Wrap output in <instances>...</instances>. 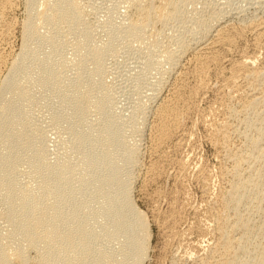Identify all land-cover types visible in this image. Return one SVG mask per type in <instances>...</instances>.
Segmentation results:
<instances>
[{
    "label": "rangeland",
    "instance_id": "374dc122",
    "mask_svg": "<svg viewBox=\"0 0 264 264\" xmlns=\"http://www.w3.org/2000/svg\"><path fill=\"white\" fill-rule=\"evenodd\" d=\"M10 1L12 9L7 18L11 22V29L6 33L7 36H3L6 37L3 45L0 43L5 55V62H0V78L20 51L22 26L27 14V0ZM78 1L76 12L80 26L89 33L90 52L95 53L96 48L102 49L98 68L92 70L94 58L90 55L82 66L74 65L77 41L68 36L57 48L56 62L59 67L55 70L56 87L47 90L34 83L35 79L31 75L23 82L26 95L23 97L25 128L22 136L31 139L35 150L18 141L8 148L7 143L14 141L12 138L0 142V160L3 161L0 171L5 170L3 183L12 184L16 192L29 191L35 194L39 191L42 175L34 171V160L51 167H68L74 196L67 195V184L51 178L49 180L55 194L43 196L41 202L45 205L55 204L66 213L73 211L78 218L86 217L91 228L88 232L90 251L108 256L114 264H119L132 254L131 229H138L137 225H133L134 216L129 211H122L119 222L113 218V212L119 210L122 202L125 180L127 197L146 220L148 236L142 264H217L223 251L216 249V240L222 235V230L220 232L216 226L222 225L218 219L224 221L225 211L230 213L226 214L229 224L225 219L223 229L232 225L237 214L246 216L242 217L250 221L248 227L253 221L256 226V223L264 220V156H260L263 158L260 159L259 150L251 148L249 142L258 130L264 129V97L255 109L246 111L239 107L240 96L227 94L222 86L232 64L239 62L243 56L251 54L255 58L252 68L264 67V43L257 42L255 33L250 32L253 23H263L264 0H169L165 3L161 0H143L146 6L157 8L158 4H163L164 14L152 16L143 26L141 34L135 37L126 31L127 23L136 16L129 0ZM37 4L41 9L43 2L37 0ZM218 16L220 20L223 17L220 21L223 26L216 28L224 27L230 33L234 32L232 35L236 43L226 53L218 46L221 58L215 62L208 61L209 64L200 73L194 59L198 56L197 51L189 47L201 42L202 36L208 45L216 42L217 30L213 31L210 25ZM248 25L250 30L247 29ZM227 27L234 29L229 30ZM240 29H244L243 32ZM46 30H51V26ZM235 32H240V35L236 37ZM65 33L66 29L63 28L55 34L64 38ZM50 34L46 32L42 37L30 39V45L36 48L39 58L53 49L45 40V36ZM181 78L185 87L177 105L181 114L180 124L162 150L153 153L151 136L156 114L161 103L167 97L170 98L172 89H175ZM198 84H202L203 88L195 93L193 87ZM251 85L264 89V74L258 78L237 80V87L243 89L240 90L242 95ZM189 88H192V92ZM75 93L82 96L78 102L73 98ZM228 113H231L230 116ZM107 134L115 136L109 153L102 141ZM75 140L78 142L75 143ZM240 151L250 159L255 155L258 158L250 160L247 157L249 160L246 161V156H242ZM131 152L133 161L130 163L126 158ZM235 155L243 162L236 163H239V171L232 167L235 162L231 156ZM232 170H237L239 176L243 174L242 178ZM234 182L240 183L238 194L241 202L231 211L221 201L229 196L228 189L233 190L229 194L236 192L232 188ZM222 208L226 210L222 212ZM15 211L16 207L8 202L0 189V246L11 243L9 223L16 218ZM230 216L235 218L229 219ZM263 223L258 225L264 228ZM258 225L250 227L249 241L242 240L239 243L238 240L239 244L232 242L236 243L233 251L237 250L238 255L231 251L230 255L227 253L228 256L224 254L225 260L228 257L230 259L233 253L234 258L231 259H237L238 264H251V259H255L261 251L257 245L260 242L263 245L264 242V229H259L261 227ZM228 230L229 235L230 227ZM237 230L229 236L240 237L238 235H241L242 229ZM258 236L263 237L260 239ZM254 241L256 243L253 244ZM240 244H243L242 247ZM23 257L26 264H60L59 252L40 243L36 248L24 245ZM96 262L91 261V264ZM8 264L17 262L10 260Z\"/></svg>",
    "mask_w": 264,
    "mask_h": 264
},
{
    "label": "bare ground",
    "instance_id": "6f19581e",
    "mask_svg": "<svg viewBox=\"0 0 264 264\" xmlns=\"http://www.w3.org/2000/svg\"><path fill=\"white\" fill-rule=\"evenodd\" d=\"M41 1L43 2V6L41 4L42 8L39 9L37 6L38 5L37 0H27V6H26L27 14H26V17L24 18V21H23L24 23L22 22L23 23V26H22L23 27V29H22V44H21L20 51L18 52V54L16 53L17 55L15 54L16 56L12 60L10 59L11 62L9 64V67L7 66L8 69L5 73V75L2 78H0V142H7L9 138L14 139V141L7 143L8 148L13 147L15 142L18 141V143H21V144L25 145L26 147L35 150L34 144L31 141V139L28 137L22 136L24 128H25V126H24L25 114H24V106H23V97L26 95L24 93V89H23V82L27 78H29V75H31L35 79L34 83H36L37 85H42L47 90L56 87L55 70H56V67H59L58 63L56 62V58H58L57 48L62 43V41H64V39H66L68 36L76 39L78 49L76 50V53H75V57H76L74 59L76 61V62H74L75 66H82L84 63H86V61L88 60V56L90 55L92 58H94L93 63H92V70L96 71L98 68L99 60L101 58V54H102V49L96 48L95 53H93V52H90V50L88 48L89 47V33L84 28H82L80 26L79 16L76 12L77 8L79 6L78 0H41ZM147 1H149V0H147ZM147 1H145V2H147ZM150 1H153V0H150ZM161 1H163L165 3V2H168L169 0H161ZM129 2H130L129 5L131 7L133 6L135 14L133 12H131V13L136 15V16L133 15L134 18H132L129 21V23H127V26H126V31L131 36H134V37L139 36L141 34V32L144 30L143 26L151 20L152 16H162L164 14V7H163L164 5L163 4H162L163 6L158 4V6L156 8V7H152L149 5L146 6V4L143 5V3H144L143 0H129ZM10 9H12L10 0H0V43L1 44L4 41V38H6L3 36H5L6 33L8 34L9 29H11V22L7 18V16L10 13L9 12ZM234 14H235V12H234ZM222 18L220 20V17L218 16L214 21H212V23L210 25V28H212L213 31L217 30L218 37H216L217 39L215 38L216 42H213V43L211 42V44L208 45L207 43L204 42L203 36H202V38L200 39V41L202 40L201 42H199L198 44H193L191 46L189 45L190 47L188 46L189 49H191V47H192V48H194L193 51L194 50L197 51L198 56L197 57L195 56L196 58H194V59H195L196 63H198L199 67L197 70L200 73L202 72L203 68H205L208 61H211V62L214 61L215 62L221 58L220 55L218 54V51H217L218 50L217 48H219L218 46H220V48L222 50H224V52L225 51L229 52V50H231L230 48H233V44L236 43V42H234V37H233L234 35H232V33L234 34V32L230 33L231 31L223 29L224 27H221L222 29L216 28V27H219L223 24L220 22V21H222ZM262 21H263V23L261 21H259L258 24H254V23L252 24L251 23L253 25L252 27H250L251 30L249 29V25L247 28L250 30V32L253 31V33H255L254 38L256 37V40L259 43L260 42L264 43V41H263L264 40V20H262ZM255 23H257V22H255ZM224 24H226V23H224ZM48 26H51V30H49V31L46 30ZM63 28L66 29L65 37L60 38L55 33L57 31L63 29ZM227 28H229V27H227ZM231 29L229 28V30H231ZM244 29H242V30L240 29L241 32H243ZM235 30H237V29H235ZM235 30H233V31H235ZM46 32L51 33L50 35L45 36V40L53 47V49L51 51H49L48 53H46L43 58H39L36 54V48L32 47L30 45V39L42 37V35L45 34ZM244 32L246 33V31H244ZM239 33L235 32L236 37L238 35H240ZM7 34H6V36H7ZM239 37H241V36H239ZM239 37H238V39H239ZM197 40H199V39H197ZM260 44H262V43H260ZM185 47H187V46H185ZM256 47H258V46H256ZM181 53L182 52H180V55H181ZM190 54H192V53H190ZM3 55H4L3 49L1 48L0 49V62L1 63L5 62ZM250 55L248 54V56L247 55L243 56L239 62H237L236 64H232L229 76L225 77L224 80L222 81V82H224V84L222 86L226 89L227 94H230V95L231 94H238L240 96V101H239L240 106L239 107L246 110V111L255 109L259 100H261L262 97H264V89L257 88L256 85L252 86L253 84L250 82L249 83L252 84L251 85L252 87L248 86L251 88L248 89L247 92L245 91L246 93L242 92L243 95L240 92V90H243V89H241V88L239 89L237 87L238 78L251 77V79H252L253 77L258 78L260 75L264 74V72L262 71V70H264L263 69L264 67H261L262 70L261 69H254L257 67H254V68L251 67V65L253 66L252 63L254 62L255 58L253 56H250ZM230 60H228V61H230ZM188 63H190V62H188ZM219 63H221V60ZM192 73H193V71H192ZM197 74H199V73H197ZM179 81L180 82L177 84V86L175 85L176 86V87H174L175 89H172L173 91H172L171 95L169 96L170 98L168 99V97L166 96L167 99L161 103V105L159 106L158 112L156 114L154 133L151 136V150L153 153H158L162 150V147L171 140V138L175 134L177 127L180 124V120H181L180 115L181 114H179V110H178L177 105L180 101L181 92H182L183 87H185V85H184L185 83L183 82V78H181V80H179ZM173 82H174V80H173ZM219 82H221V81H219ZM247 83L248 82H246V84ZM164 86H166V85H164ZM202 88H203L202 84H198V85L193 87V92L198 93L199 91L202 90ZM189 89H191V92H192V88H189ZM73 98L75 101L78 102L81 100L82 96L78 93H75ZM227 101H229V100H227ZM158 103H160V102H158ZM225 104H227V103H225ZM225 106L226 105H224V107ZM229 110H230V108H229ZM230 114H229V116H230ZM258 131L259 132L256 131L257 132L256 136L255 137L252 136L251 139L249 140V142H250L251 148L255 149V151H256V149L259 150V158L261 159L264 156V129H261ZM224 132H225V130H224ZM249 138H250V136H249ZM102 141L105 145V148L107 149V153H109L111 146H112L113 142L115 141V136L113 134H107L106 137H104L102 139ZM77 142H78V140H75V143H77ZM248 147H249V145H248ZM245 148H246V146H245ZM227 149H229V148L227 147ZM247 150L248 149H246V151ZM252 151H254V150H252ZM252 151H251V153L253 154ZM241 152L242 151H240V154H241ZM249 153H250V151H249ZM257 153H258V151H257ZM240 154H238V155H240ZM243 154L244 153H242L241 155L243 156ZM238 155L231 156L233 159V163L235 162V165L239 161V159L241 158V155H240V158L238 157ZM260 156H262V157H260ZM247 157L248 156H246V158ZM234 158L236 159V161ZM246 158H244V159H246ZM248 158L246 159V161L250 159V158L249 159ZM255 158H258V156ZM241 159H243V158H241ZM252 159H250V160H252ZM82 161L87 163L86 160H82ZM126 161H128L130 163L133 161V152H131V154L127 156ZM174 161H175V159H174ZM228 161H229V159H228ZM263 161H264V159H263ZM239 162H241V161H239ZM251 162H253V161H251ZM233 163H232V165H233ZM241 163H243V162H241ZM235 165L232 166V167H234V170H235V168L237 169L240 167L239 165L238 166L236 165L237 167ZM1 166H3L2 160H0V167ZM250 166H252V164ZM32 167H33L35 172H39L42 175L40 178L41 183L39 186V191L35 194H32L29 191L16 192L14 190L12 184L3 183V176L5 174V170L0 171V173H1L0 174V189L3 192V194L5 196H7L8 202L13 204L16 207V211H15L16 218L9 223V235H10L12 240H11V243L9 245H7V246L1 245L0 246V264H8V262L10 260L16 261L17 264H26L24 257H23V246L25 245V246L36 248L38 243L48 247L49 249H52V250L59 252L60 264H91V261L92 262L97 261L96 264H114L113 260L111 258H109L108 256H103V255L98 254L97 252H91L90 251V248L88 246V236H89L88 232L91 230V228H90V222H88V219L86 217L78 218L73 211L66 213L61 208L56 206L55 204L45 205L41 202V198L43 196L55 194L54 187L49 180L51 178H57L58 180L67 184V186H68L66 189L67 195L69 197L74 196V190L70 186V184H71L70 169L68 167L62 166V165H57L55 167L47 166V165H44L43 163H41L39 160H34ZM261 167H262V164H261ZM246 168L247 167H245L244 169H246ZM193 169H194V167H193ZM254 169H256V168H254ZM257 169H256V171H257ZM260 169H262V168H260ZM234 170H232V171H234ZM237 170L234 172L236 175L239 176V174H237V172L239 170L238 171ZM246 170H248V169H246ZM252 171H253L252 173H254V170H252ZM150 172H151V170H150ZM232 176H234V175H232ZM242 176H243V174L241 176H239V178H242ZM244 176H246V175H244ZM225 179H227V178H225ZM236 179H237V177L235 178V180ZM233 180L234 179H232V182H233ZM238 180H240V179H238ZM126 186H127V182L124 180L123 181V188H122V202L120 204L119 210H116L113 212V218H114L115 222H119L122 211L123 210L129 211L134 216L133 225H137L138 229L135 231L131 229L130 240H131V244L133 245L132 254L127 259H124L123 261H121L119 264H142L144 253L146 252L145 241H146V238L148 236V233H147V230L145 227L146 220H145L142 212L137 211V209L134 207V204L132 203V201L127 197ZM230 186H231V184H230ZM232 188L234 189V191L236 190V192L229 194L233 190L231 191V189H228L230 191L229 192L227 190L228 191L227 193L229 196L227 195L228 197L225 198V200L223 199V201H221V202H223V206L225 208L230 207L229 209H231V211H234L236 206L239 205L241 202L240 201V199H241L240 195L238 194L240 192V183L239 182L232 183ZM205 194H207V193H205ZM224 196H221V198ZM74 203H75V201H74ZM254 205L259 206L258 203L257 204L254 203ZM225 208L224 209L222 208L223 209L222 212H224V210H226ZM238 210H240V209H238ZM225 212L230 214L228 211H225ZM219 213H221V212H219ZM238 213H240V212H238ZM216 214H218V213H216ZM216 214H215V216H216ZM223 214H225V213H223ZM226 214H225V217H226L225 219L228 218L226 216ZM262 214H264L263 211H262ZM237 216L238 217H236V218L234 216L235 219L232 218L233 217V213H232V217L230 216L231 218L229 217V219H234V222L232 223V221H230L232 223V225L226 226V228H225L226 230L222 228V225H225L224 224L225 219H224V221H222V218H220V220L218 219V221H220V222L217 221L218 223L222 224L221 226H220V224L218 226H216L220 229V232L222 230V235L219 238L217 237L218 239L216 238L218 241L216 240L215 244H216V249L223 251L221 253V258H219L218 261L216 260L217 264H238L236 262L237 259L236 260L233 259L234 258L232 255L233 253L230 256V259H228L229 258L228 257L226 260H225V258H226L225 255H227V253H229V255H230L231 251L234 253L237 251V250L233 251V249H234L233 246H234V244H236V243L232 244L233 241L237 242L239 240V243H241L240 241H242V240H243L242 242H244L246 240L249 241V239H251L250 238L251 237L250 227L255 226V225H253L254 221H253V224L252 225L250 224L251 226L248 227L250 221H248V219L244 218L246 216H244L243 213H242V216H244V217L240 216L239 214H237ZM263 217H261V218H263ZM251 218H250V220H251ZM226 221H228V224H229V220L227 219ZM262 222H264V220ZM262 222H260V223H262ZM260 223H256V224L258 225ZM215 225H216V223H215ZM229 227L231 230L230 231L231 235H232V233L234 235L233 231H235L237 229H242V231H241L242 233L240 232L241 235H238L240 237H238V236H237L238 238H234V236L230 237L229 236L230 234L228 235V231H229L228 228ZM259 227H261V226H259ZM259 229L263 230L264 228L261 227ZM259 229L258 230L256 229V230L259 232L260 231L262 232V230H259ZM223 230H224V233H223ZM237 231H239V230H237ZM215 232H216V230H215ZM258 233H255V234L257 235ZM218 234H219V232H218ZM255 234H254V236L256 237ZM263 236H261V238L259 236L258 237L260 239H262ZM258 237H257V239H258ZM263 239H264V237H263ZM177 241H178V239H177ZM258 241H259V239H258ZM260 241H262V240H260ZM239 243L237 242V244H239ZM254 243H256V242L254 241L253 244ZM259 244H260V246H263L264 242H263V245H261V242ZM259 244L257 246L261 249V251L259 252L258 256H256L255 259L252 258L253 261L251 259V262H250L251 264H264V247L263 248L260 247ZM241 245H243V244H240V247H242ZM249 245H250V243H249ZM237 246L239 247V245H237ZM237 246H235V248ZM245 246L247 247V245H244L243 247H245ZM255 247H256V244H255ZM259 248H257V249L259 250ZM242 249H245V248H242ZM258 250H257V253H258ZM213 251H215V250H213ZM213 251H212V253H213ZM239 252H240V249H239ZM209 253H211V252H209ZM237 253L238 252H236V254ZM231 257H233L232 258L233 260L231 259ZM178 260H180V259H178ZM208 261H209V259H208ZM201 262H204V261H201Z\"/></svg>",
    "mask_w": 264,
    "mask_h": 264
}]
</instances>
